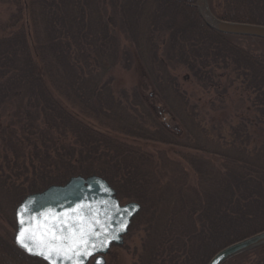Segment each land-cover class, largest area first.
Instances as JSON below:
<instances>
[{
    "label": "trees",
    "instance_id": "trees-1",
    "mask_svg": "<svg viewBox=\"0 0 264 264\" xmlns=\"http://www.w3.org/2000/svg\"><path fill=\"white\" fill-rule=\"evenodd\" d=\"M194 1L0 0V264H47L15 244L14 206L75 174L139 202L131 264H206L264 228V38ZM206 1L264 24V0ZM135 64L174 128L118 83ZM221 264H264V244Z\"/></svg>",
    "mask_w": 264,
    "mask_h": 264
},
{
    "label": "water",
    "instance_id": "water-1",
    "mask_svg": "<svg viewBox=\"0 0 264 264\" xmlns=\"http://www.w3.org/2000/svg\"><path fill=\"white\" fill-rule=\"evenodd\" d=\"M194 2L201 20L212 30L264 38V24L222 19L212 13L208 1ZM119 200L114 187L104 177L97 174L71 175L63 183H52L41 190L25 194L16 204L14 242L27 255H32L16 242V235L21 228L17 216L20 212L21 219L31 221L24 227L31 228L37 235L42 230L37 227L38 225L51 227L53 224L63 223L68 227V232H57L56 235L75 234L77 241L63 245L66 252L61 255L72 256L71 260L57 257L50 262L39 255L32 256L41 258L47 264H86L91 257L93 264H102L105 262L104 253L109 250L112 243L122 242L131 219L140 209L137 201ZM94 220H99L98 227L93 223ZM78 230L85 233L83 240L88 241L87 244L78 242L80 240ZM89 231H94L95 237L88 235ZM261 244H264V228L224 245L208 258L206 264H221L237 253ZM73 251L77 253L75 256L72 255Z\"/></svg>",
    "mask_w": 264,
    "mask_h": 264
},
{
    "label": "snow or ice",
    "instance_id": "snow-or-ice-1",
    "mask_svg": "<svg viewBox=\"0 0 264 264\" xmlns=\"http://www.w3.org/2000/svg\"><path fill=\"white\" fill-rule=\"evenodd\" d=\"M21 213L18 212L17 216L19 219V223L21 224V228L16 235V242L23 248L25 251L32 255H39L46 260L52 262L54 258L59 257L60 259H68L71 260L72 256L61 255L66 252L64 248V244H68L70 241H75V234L70 235H56L57 232L67 233L68 227L63 223L59 225L53 224L51 227L40 226L41 228L39 235L31 228L26 229L24 225L26 223H31V221H25L20 218ZM93 223L98 227L100 222L99 220H94ZM123 230V229H121ZM80 231V230H78ZM84 232L80 231V240L78 241L80 244H87L88 241L83 240ZM88 235L95 237L96 233L94 231H89ZM60 241L61 243H57ZM71 247V245H70ZM77 253L73 251L72 255L75 256Z\"/></svg>",
    "mask_w": 264,
    "mask_h": 264
},
{
    "label": "rangeland",
    "instance_id": "rangeland-1",
    "mask_svg": "<svg viewBox=\"0 0 264 264\" xmlns=\"http://www.w3.org/2000/svg\"><path fill=\"white\" fill-rule=\"evenodd\" d=\"M0 12H4V8L2 6H0ZM115 75V78L120 84L129 85L132 83H137L143 94H145V97H147L153 103L155 110L160 115L159 117H161L164 122L167 123L168 127L174 128L176 126V122L173 119L171 120L170 118H168L162 106L158 105V103L149 95L151 86L146 76H144L143 70L139 64H135L130 70L117 69L115 71ZM119 201L125 202L128 200L120 199ZM139 247V233L132 231V233H129L128 235L125 234L123 236L122 242H120L119 244H113L110 249L106 253H104L105 262L103 264H131L136 256V253H133L134 248Z\"/></svg>",
    "mask_w": 264,
    "mask_h": 264
},
{
    "label": "flooded vegetation",
    "instance_id": "flooded-vegetation-1",
    "mask_svg": "<svg viewBox=\"0 0 264 264\" xmlns=\"http://www.w3.org/2000/svg\"><path fill=\"white\" fill-rule=\"evenodd\" d=\"M90 262V264H93L91 261H89Z\"/></svg>",
    "mask_w": 264,
    "mask_h": 264
}]
</instances>
